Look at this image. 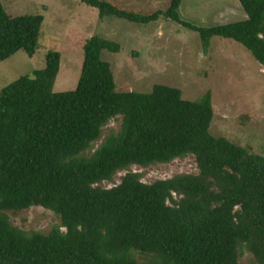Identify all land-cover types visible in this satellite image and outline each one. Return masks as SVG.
<instances>
[{"label":"trees","instance_id":"trees-1","mask_svg":"<svg viewBox=\"0 0 264 264\" xmlns=\"http://www.w3.org/2000/svg\"><path fill=\"white\" fill-rule=\"evenodd\" d=\"M81 1L99 17L169 18L196 31L204 49L212 37L231 39L264 65V0H238L244 19L210 26L182 21L181 0L151 14ZM42 21V14L11 16L0 2V61L18 50L32 56ZM119 49L88 37L73 89L53 91L60 65L53 50L44 67L0 89V264H238L244 252L264 264V155L210 133L209 91L196 100L161 83L147 92L117 91L101 54ZM118 116V131L87 154ZM188 154L195 174L146 183L128 170L119 183L98 185L132 164ZM33 205L53 211L60 224L43 233L9 221L7 211Z\"/></svg>","mask_w":264,"mask_h":264},{"label":"rangeland","instance_id":"rangeland-1","mask_svg":"<svg viewBox=\"0 0 264 264\" xmlns=\"http://www.w3.org/2000/svg\"><path fill=\"white\" fill-rule=\"evenodd\" d=\"M117 7L140 14L165 10L171 0H107ZM11 16L42 14L38 46L32 56L18 50L0 61V89L21 75L45 66L49 51L60 53V65L53 91L73 89L82 64V46L92 35L118 42V52L102 51L108 61L117 91H150L156 83L177 87L184 99L196 100L211 94L213 118L209 131L223 136L247 150L264 155V65L241 44L227 38L212 37L204 49L199 34L179 22L160 16L149 23H136L115 16L99 17L97 9L81 0H0ZM178 13L182 21L210 26L246 17L238 0H181ZM121 117L110 119L92 152L109 131H118ZM141 174L151 183L180 173L195 174L193 155L148 166L132 164L117 171L112 180L98 185L111 187L128 171ZM9 221L24 231L48 232L60 224L51 210L33 205L6 212ZM64 230L63 227H61ZM146 260L144 255H137ZM238 264H257L244 252Z\"/></svg>","mask_w":264,"mask_h":264}]
</instances>
